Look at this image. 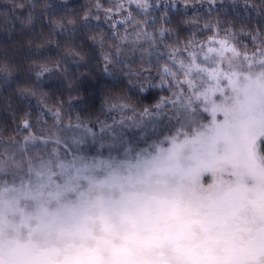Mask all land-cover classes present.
Here are the masks:
<instances>
[{
    "label": "snow or ice",
    "instance_id": "6c2138e0",
    "mask_svg": "<svg viewBox=\"0 0 264 264\" xmlns=\"http://www.w3.org/2000/svg\"><path fill=\"white\" fill-rule=\"evenodd\" d=\"M206 30L171 54L189 61L196 101L176 130L129 139L93 126L91 148L35 178L0 177V264H259L264 54L241 60L219 20Z\"/></svg>",
    "mask_w": 264,
    "mask_h": 264
},
{
    "label": "clouds",
    "instance_id": "9594fccd",
    "mask_svg": "<svg viewBox=\"0 0 264 264\" xmlns=\"http://www.w3.org/2000/svg\"><path fill=\"white\" fill-rule=\"evenodd\" d=\"M218 20L241 60L264 54V0H0V177L35 178L91 148L93 126L129 139L176 130L196 101L189 61L171 54Z\"/></svg>",
    "mask_w": 264,
    "mask_h": 264
},
{
    "label": "trees",
    "instance_id": "16d2710c",
    "mask_svg": "<svg viewBox=\"0 0 264 264\" xmlns=\"http://www.w3.org/2000/svg\"><path fill=\"white\" fill-rule=\"evenodd\" d=\"M73 2H79V0H73Z\"/></svg>",
    "mask_w": 264,
    "mask_h": 264
}]
</instances>
